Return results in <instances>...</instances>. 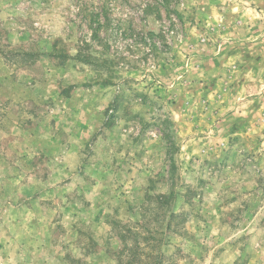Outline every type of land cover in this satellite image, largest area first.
<instances>
[{"label": "rangeland", "instance_id": "1", "mask_svg": "<svg viewBox=\"0 0 264 264\" xmlns=\"http://www.w3.org/2000/svg\"><path fill=\"white\" fill-rule=\"evenodd\" d=\"M171 189L172 264H264V0H0V264H115Z\"/></svg>", "mask_w": 264, "mask_h": 264}, {"label": "trees", "instance_id": "2", "mask_svg": "<svg viewBox=\"0 0 264 264\" xmlns=\"http://www.w3.org/2000/svg\"><path fill=\"white\" fill-rule=\"evenodd\" d=\"M175 198L176 193L171 189L168 194L154 197L156 204L153 207L150 208L149 204L146 203L142 208V212L148 216H151V213L159 215L157 210L163 211L161 219L162 223H165L164 228L153 231L139 230L141 227H146L148 221L132 222L121 226L118 232L120 245L114 251V254L117 256L115 264H172L173 256L166 255L164 247L168 243L166 238L171 233H181L179 229L181 226L175 228V221L181 215L171 209ZM137 225L139 228H137Z\"/></svg>", "mask_w": 264, "mask_h": 264}]
</instances>
